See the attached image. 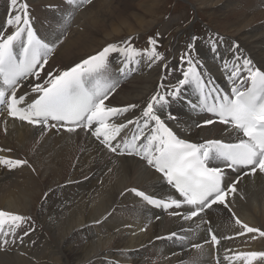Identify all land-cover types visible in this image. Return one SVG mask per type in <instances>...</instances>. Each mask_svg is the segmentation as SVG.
I'll return each mask as SVG.
<instances>
[{
    "label": "bare ground",
    "instance_id": "1",
    "mask_svg": "<svg viewBox=\"0 0 264 264\" xmlns=\"http://www.w3.org/2000/svg\"><path fill=\"white\" fill-rule=\"evenodd\" d=\"M28 1V5L34 7L36 14L38 9L46 7L48 22L60 11L64 17L70 14L73 17L70 24L61 28L60 21L55 20L59 28L53 30L49 28L54 27V23L50 27H43L41 21L36 22L30 12L33 27L38 35L48 39L60 37L61 42L50 58L49 65L45 67L46 72L73 66L124 37L147 33L159 22L158 16L165 6V0H101L96 3L92 0L91 3L85 2L78 8L69 6L66 0ZM194 1L202 8H218L224 23L230 25L235 22V25H231L235 29L231 31H228V27L218 25V30L207 34L204 41H190L195 44L192 54L202 65V71L206 78L211 80L212 85L224 91L232 87V82L228 79L230 68L226 70L224 64L227 62L231 65L235 59L234 51L242 57L250 58L255 67L264 70V11H257L258 4L264 6V0ZM6 7L9 9V1L0 0V17L5 14V17L0 18V27L4 28H7L6 12L3 10ZM54 7H57L56 12L53 11ZM61 7L66 9L62 11ZM167 23L172 26L173 21ZM168 26H163L161 33ZM7 31L11 32V29ZM220 37L223 39L218 49L213 50V42ZM173 44V51L165 61L153 63L146 56H141L138 58L140 63L133 65L134 70L120 77L119 87L108 103L113 106L138 105L121 119H135L140 116L145 102L157 91L160 83H167L171 88L182 78L186 65L181 62L178 45L175 41ZM236 44L239 45V50L234 48ZM123 60L124 57L119 54H113L111 57L113 67ZM165 62L170 65L168 70L162 68ZM175 62H178V66L174 65ZM137 76L138 80L133 79ZM128 78H132L133 82L125 87L128 84L125 80ZM24 90L20 89L21 92ZM198 95L195 86L190 85L184 90L180 100L171 103L170 111L177 117L176 120L168 121L173 131L181 139L192 143H203L210 139H220L225 143L237 142L241 137L229 126L219 122L204 125L206 119L215 117L193 109L187 103L190 99L199 104ZM46 136L45 140L62 137L72 148L81 149L80 159L94 161L96 169L92 180L82 176L74 184L57 186L63 190L62 193L52 199L46 195L45 202L40 205L43 192L37 189L44 188L47 181L44 184L40 182L43 178L46 180L50 173L38 166L37 172L41 178L38 180L34 177L33 182H22L19 174L24 167L9 170L0 166V175L8 177L0 179H9L6 186L0 183V202L3 205L0 204L6 208L0 209L30 217L35 221L25 223L24 231L20 228L21 233H18L17 229L16 236H0L1 264H217V258L219 264H245L244 261L235 259L237 253L264 251V238H260L258 234H255V239L252 238L254 234L239 235L240 225L228 226L218 222L222 216L235 213V219L239 218L249 226L264 230V173L257 170L255 174L243 175L225 169L229 179L238 175L241 179L237 184L236 193L227 197L228 207L214 206L205 215V220L211 222L212 230L221 241L219 246H213L205 243L208 238L207 224L200 222L198 218L185 221L181 216L171 215L173 209L150 205L132 191H144L163 200L175 198V190L162 178V174L146 165L141 157L112 153L83 129L71 133L63 129L42 132L39 126L14 120L6 113L0 112V148L11 149L10 152H0V155L23 159V151L33 139ZM60 155L67 157L69 153L65 150ZM52 164L53 161H48L49 166ZM81 166V162L78 166L75 164L74 172H79ZM101 176L104 178L103 185L91 193L89 189L97 184L96 179ZM58 180L59 174L56 170L52 171L49 184L53 185ZM93 195L95 200L92 201L90 197ZM79 198L85 200L81 201ZM58 208L62 210L59 211ZM176 211L183 213L184 209ZM224 222L230 224L227 220ZM30 226L32 227L28 230L27 227ZM94 233L98 237L94 238ZM172 233L177 235L169 238ZM79 235L81 236L78 237ZM180 237L187 238L181 240ZM4 239L9 243L4 244ZM195 243L203 247L194 248L192 245ZM15 247L23 250L22 254L17 252ZM6 251L9 253H5ZM27 254L37 262L20 257ZM43 260H46V263Z\"/></svg>",
    "mask_w": 264,
    "mask_h": 264
},
{
    "label": "snow or ice",
    "instance_id": "2",
    "mask_svg": "<svg viewBox=\"0 0 264 264\" xmlns=\"http://www.w3.org/2000/svg\"><path fill=\"white\" fill-rule=\"evenodd\" d=\"M66 2L78 8L92 0ZM9 7L12 12L6 20L7 28L0 27V106H3L0 111L14 120L39 126L42 132L63 129L71 133L83 129L112 153L141 157L146 165L162 174L175 190V198L163 200L144 191H132L150 205L173 209L170 214L181 216L185 221L198 218L208 225L205 243L219 246L220 238L212 230L211 222L205 220V215L214 206L227 208V197L236 193L241 179L239 175L229 179L225 169L243 175L255 174L257 170L264 173V70L255 67L250 58L234 51L235 59L231 65L224 64L226 70L230 68L228 79L232 87L224 91L206 78L202 65L192 54L195 44L190 43L180 58L186 65L182 78L171 88L167 83H160L145 102L140 116L121 119L138 105L113 106L108 101L119 87L120 77L140 63L139 57L146 56L153 63L165 61L163 53L157 50V39L150 37L152 47L143 52L129 41L123 42V46L111 43L73 66L46 72L45 67L61 42L60 37L48 39L38 35L26 0H9ZM71 18V14L65 17L64 23L70 24ZM9 28L11 32L7 31ZM222 39L213 42V50L218 49ZM234 48L239 50V45ZM113 54L124 57L115 67L111 62ZM162 68L168 70L170 65L165 62ZM190 85H194L199 94V104L190 99L187 103L216 118L206 119L204 125L219 122L229 126L241 137L237 142L210 139L192 143L173 131L168 121L177 117L170 111V105L180 100ZM21 88L25 90L21 92ZM6 151L11 149L0 148V152ZM26 165V159L0 155V166L9 170ZM182 208L183 213L176 211ZM231 215L234 217L235 213ZM30 219L0 209V236L16 235L17 229ZM235 223L240 225L239 235L254 234L252 238L255 239L258 234L264 238V230L249 226L239 218ZM176 235L172 233L169 238ZM186 238L180 237L181 240ZM3 243L9 241L4 239ZM192 246L203 247L199 243ZM235 259L245 264H264V251L239 252Z\"/></svg>",
    "mask_w": 264,
    "mask_h": 264
},
{
    "label": "rangeland",
    "instance_id": "3",
    "mask_svg": "<svg viewBox=\"0 0 264 264\" xmlns=\"http://www.w3.org/2000/svg\"><path fill=\"white\" fill-rule=\"evenodd\" d=\"M9 1V0H8ZM95 3L101 0H94ZM27 3H29L28 0H26ZM259 10L257 11H264L263 4H258ZM257 7V9H258ZM261 7V8H260ZM38 9L37 14L34 12V7L29 6V13L31 12L32 15L36 18V22H40L41 26L43 27H50L54 23V27L49 29H55L58 30V24H55V20H59L60 28L65 25L64 19L65 17L60 14V12L57 11V7L53 8V11L56 12V16L54 18H50L49 22L47 21V9ZM66 9L65 7H61V10ZM6 18L11 14V9L9 7H6ZM45 17H43V16ZM5 17V14L4 16ZM2 16L0 18H3ZM162 17V18H161ZM173 17V18H172ZM158 18L160 19L159 22L147 33L141 34V35H131L128 37H124L119 42H116L117 44H121L123 46V42L129 41L132 46L137 48L138 50H141L142 52L146 49H150L152 46L149 44V38L153 37L156 38L157 43V50H160L165 58H167L172 53L173 50H171L173 42L175 41L177 46L178 53L182 56V54L186 51L187 45L190 43V41H193V38L195 37V40H205V36L207 34H213L215 33L216 27L218 25H223L225 27H228V31H231L235 29V27L231 25H235V22L233 21L230 23V25L226 24L222 20L221 12H219L218 8H202L198 3H195L194 0H165V6L163 7L162 13L159 14ZM5 20V19H4ZM173 21L172 26H168V23L170 21ZM259 22V21H256ZM168 26L167 29L163 33H161V30L163 26ZM171 25V24H170ZM183 29V30H181ZM45 31V28H44ZM161 33V34H159ZM107 46V45H106ZM105 47V46H104ZM179 47V49H178ZM180 56V58H181ZM166 60V59H165ZM175 66H178V62L174 63ZM136 78L133 79H137ZM132 78H128L125 80L126 83H128L126 86H129ZM58 139L53 140H45L46 137H41L39 139H33V141L25 148L23 151V159H26L28 161V165L23 166L24 169L21 170L19 177L22 182H26L27 180H31L33 182L34 177L38 180L41 178L38 175L37 167L40 166L42 170L47 171L49 177L46 180H41V184H44L46 181L47 183L44 185V188L37 189L38 191H42V199L40 200V205L45 202L46 195H49V198H53V196L59 195L63 191L62 189H59L57 186H66L68 184H74L75 181L82 176L88 177L89 181L92 180V175L95 168V162L94 161H85L81 158L82 150H77L72 148V145L66 144L62 137L56 136ZM67 150L69 153V156L63 157L61 156V152ZM102 158V157H101ZM48 161H53V164L51 166L48 165ZM79 162H81L82 166L79 168V172H74L75 164L76 166L79 165ZM22 167V168H23ZM26 168V169H25ZM56 170L59 174V180L55 182L53 185L49 184V181L52 179V171ZM57 176V175H56ZM0 178H8L7 176L0 175ZM97 180V184L90 188V192L94 193L100 188V186L103 185L104 178L101 176ZM9 179L7 180H1L0 183L7 185ZM81 189V188H80ZM85 193V192H84ZM50 194L52 196H50ZM80 194L81 190H80ZM97 195V194H96ZM95 195V196H96ZM83 197V195H82ZM91 200H95L94 195L90 197ZM80 199V198H79ZM81 201L85 200V198H81ZM1 203V202H0ZM2 204V203H1ZM0 204V207L4 208ZM36 204V203H35ZM91 205V203H90ZM6 209V208H4ZM59 211L62 210V208H58ZM35 218V217H34ZM235 217H233L231 214L228 216H222L221 219H219V223L228 225V226H235L237 225L235 223ZM32 220V221H31ZM29 220L32 223H35L34 219ZM224 220L229 221L230 225L228 223H225ZM213 222V221H212ZM24 224H22L21 228L24 231ZM32 226L27 227V229H31ZM21 233L22 230L18 229ZM95 232V231H93ZM17 234V232H16ZM95 237H98L96 233H94ZM16 236V235H14ZM79 235L78 237H80ZM96 240V239H94ZM13 248V246H12ZM16 251L22 254L23 250L18 249L15 247ZM5 250V249H4ZM8 251V250H7ZM5 253H9V252ZM13 251V250H12ZM13 254V252H11ZM22 258H26L30 261L37 262V260L30 256V255H23L20 256ZM44 263H46V260H43ZM1 264V263H0ZM177 264V263H176Z\"/></svg>",
    "mask_w": 264,
    "mask_h": 264
}]
</instances>
